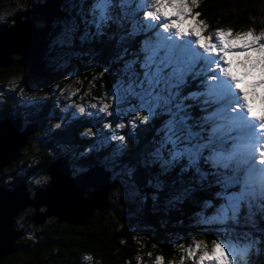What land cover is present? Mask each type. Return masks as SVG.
<instances>
[{
  "label": "trees",
  "instance_id": "16d2710c",
  "mask_svg": "<svg viewBox=\"0 0 264 264\" xmlns=\"http://www.w3.org/2000/svg\"><path fill=\"white\" fill-rule=\"evenodd\" d=\"M35 1L42 0H22V4L10 12L9 20H0V26L10 24L16 13L27 10ZM257 1L200 0L194 11L200 12L199 19L209 24L208 31L218 27L238 29L253 23ZM90 2L60 0L58 8L61 13L51 20L46 33V48L40 57L43 74L30 72L18 62L20 55L17 53L8 56L7 65H0V119H18L21 129L30 125L24 143L16 148L11 161L0 168V185L13 188L22 184L31 195L46 182V167L50 162L61 159L73 175L95 167L105 173L108 180L105 205L102 209H93L81 222L58 220L53 215H46L37 222L32 220L33 208L30 207L21 220L23 225L13 222L21 234L15 239V249L0 257V264H137L138 257L140 263H151L155 261V255L163 256L164 264H167L177 260L179 246L187 245L189 237L199 236L207 242L209 232H222L216 225L205 224L198 218L199 212L217 204L202 206L206 198H215L212 196L216 191L214 184L195 186L181 203L172 204L169 201L178 170L160 177L166 182L164 191L157 192L150 186L149 182H154L160 173L159 165L150 161L151 153L158 145L162 118L150 119L148 124H139L135 130L130 126L117 129L116 135H125L127 139V144L121 146L119 140L111 138L112 129L105 125L112 122L115 128L120 119L125 122L130 119L131 113L126 115V110L132 104L121 103L118 118L100 113L101 106L92 108L89 103L84 105L85 114L78 113L73 105L62 109L59 99L47 91V94L36 95L30 100L16 94L17 89L31 79L37 80L46 90L52 83L57 90L73 81L76 88L72 97L80 94L88 101L111 103L114 84L121 77L119 73L122 74L118 68L120 58L128 56L132 60L140 52L138 43L143 35L122 43L121 30L111 25L104 29L103 35L96 34L95 28L89 27L91 35L85 39V26L80 22L75 37L66 43L61 39L65 22L70 17L78 18L86 13L85 5ZM141 13L143 11L136 14L137 18ZM33 23L35 27L44 25L43 19L39 18ZM18 67L23 68L17 80L19 87L16 90L6 87L1 78L16 73ZM189 84L192 86L185 91L195 88L194 83L189 81ZM186 103L192 105L195 102ZM190 113L199 118L202 112L199 107H192ZM57 124L59 128L55 127ZM87 128H92L96 135H84ZM133 131L134 135L131 134ZM190 178L186 174V181ZM91 191L92 186H88L83 195L88 196ZM153 195L158 199L154 200ZM38 209L43 211L44 207ZM253 220L254 223L247 225L242 221L244 226L236 231L248 233L247 240L256 241L246 257L247 264H264V219L256 215ZM85 256H91L92 260H86Z\"/></svg>",
  "mask_w": 264,
  "mask_h": 264
},
{
  "label": "snow or ice",
  "instance_id": "6c2138e0",
  "mask_svg": "<svg viewBox=\"0 0 264 264\" xmlns=\"http://www.w3.org/2000/svg\"><path fill=\"white\" fill-rule=\"evenodd\" d=\"M199 4L200 0H91L85 5L86 13L65 22L61 39L70 42L80 22L85 26V39L91 35L89 27L103 35L104 29L116 25L122 43L152 32L122 69L111 103H103L98 110L119 118L121 103L132 104L126 110L130 119H120L115 128L112 122L105 125L121 146L127 139L116 135L117 129L130 126L135 130L150 119L162 118L159 144L150 161L159 165L160 173L149 184L162 192L166 182L160 177L178 170L170 204L181 203L195 186L215 184L219 189L216 198L222 203L203 223L216 225L226 237L235 239H213L211 246L200 239L187 247L180 245L184 254L178 264L186 260L192 264H247L256 241L247 240L248 233L236 229L254 223L256 215L264 219V31H208L209 24L194 11ZM140 11L142 19L136 15ZM190 78L199 81V91L185 94ZM192 107H199L203 115L193 116ZM76 111L85 114L86 108L76 105ZM84 135L96 133L87 128ZM186 174L191 177L187 181ZM153 199L158 197L153 195ZM205 204L211 206L209 201ZM242 238L247 242L241 243ZM85 259L91 261L92 257ZM155 264H164V257L157 256Z\"/></svg>",
  "mask_w": 264,
  "mask_h": 264
},
{
  "label": "water",
  "instance_id": "95a60500",
  "mask_svg": "<svg viewBox=\"0 0 264 264\" xmlns=\"http://www.w3.org/2000/svg\"><path fill=\"white\" fill-rule=\"evenodd\" d=\"M59 2H32L27 10L16 13L10 24L0 26V65H7L8 56L17 53L20 55L18 62L24 64L30 72L43 74V60L40 57L46 48V33L51 20L61 13ZM38 18L44 21L42 27L33 25ZM28 126L21 129L18 119H0V168L11 161L16 148L24 143L30 130ZM46 173V183L36 188L32 196H29L22 184L13 188L0 185V257L15 249L14 242L21 230L13 226L14 216L27 205L33 208L32 220L37 222L46 215H53L66 222H81L93 209L104 207L108 180L106 175L102 176L100 168H90L70 176L68 167L61 159H56L46 167ZM88 186H92V192L84 196V189ZM40 205H44L43 211L38 209Z\"/></svg>",
  "mask_w": 264,
  "mask_h": 264
},
{
  "label": "rangeland",
  "instance_id": "374dc122",
  "mask_svg": "<svg viewBox=\"0 0 264 264\" xmlns=\"http://www.w3.org/2000/svg\"><path fill=\"white\" fill-rule=\"evenodd\" d=\"M21 4H22V0H12V2H10V3H9V0H0V20H2V21H3V19L9 20L8 17L11 14L10 12L14 11ZM254 9H255V13H254V15L252 17L253 18L252 19L253 23L252 24H248V25L240 26L238 29H232L234 32L235 31H247L249 29H253V30L256 31L257 34H259L260 32L264 31V0H258L255 3V5H254ZM52 10H54V8H52ZM23 17L24 16H22V18ZM142 18H143V13L140 14L138 19H142ZM37 20L38 19H35L34 21H37ZM221 28L227 29V28H230V27H221ZM215 29L216 28H213V29H210L209 31H214ZM142 35H143V37L139 39V43H138L140 47H141V42L144 39H146L147 36L152 35V32L149 31L147 33H142ZM14 54H16V53H14ZM141 56H142V54H141ZM127 57L125 59L120 58V61H119L120 65L118 66V68L120 70H122L124 68V66L126 65V63L131 60L129 57L128 58ZM22 71H23V68L22 67H18V69L16 70V73L14 72L12 74L3 75V77L1 78V82H3L6 87H10V88H13V89L16 90L19 87V85L17 84V80L19 79V76L21 75ZM119 75L121 76L122 74L119 73ZM189 81L194 83L195 88L192 87V89H190L189 91H185V94H187L188 92L199 91V88H198L199 81L198 80H192L191 78L189 79ZM73 83H75V82L72 81V82L68 83L67 85L61 86L57 90L55 89V86H54L55 83H52V84H50L49 90H46L40 84H38L37 80L34 81L33 79H31V80H29V83H27V85H24L23 87L21 86V88H18L17 90H19V91H17L16 94H21L20 97L22 99L30 100L33 97H36V95H40V94L43 95V94H47V92H48L49 94H52L53 96H56L57 99H59L58 101H59V104L62 105V109L69 108L68 106L73 105L74 109L76 110V105H83L84 106L87 103H89V105H92V104L96 103V105L102 106L103 103H100L101 100H100V102L88 101V100H85V98L82 95H80V94L76 95L75 97H72V93H73V91L76 88V86ZM116 85H117V83L114 84V87ZM191 86L192 85L189 84V86L187 88H190ZM56 91H57V93H56ZM190 102H193V101H190ZM255 110L257 112L259 111L258 102H257V107H256ZM201 115H203V113H201L198 117H200ZM158 144H159V141H158ZM19 158H20V156H19ZM69 174L73 175V174H71V171H69ZM101 174H102V176L103 175L105 176L104 172L101 173ZM84 177H82V178H84ZM98 177H100V176L98 175ZM98 181H101L102 185L104 184L102 182V180L99 179ZM96 187L101 189V186L98 185V184H96ZM214 188L216 189V191L214 193H212V196H215V198L214 199L210 198V200L208 198H206L205 200L202 201V206L206 207V204H205L206 201H209L210 204L213 205V206H214L215 202L217 204L214 207L209 208L205 212H199V215H198V213H196V215H198V218L200 219L201 222L203 221V218L214 216V214L216 212V209L222 203V200L219 199V201H218V198H216V192L219 189L217 188V186L215 184H214ZM203 207L200 208V211H201V209ZM208 207H210V206H208ZM29 209H30V206L27 205L23 209L19 210L16 213V215L14 216V218H15L14 222L17 221L18 224H21L22 223L21 220L24 218V215L27 214ZM21 225H23V223ZM216 228L219 229L218 226H216ZM208 234H209V236L207 238V242H208L209 246H211V241L213 239H217V238L226 239V238H229V237H226L224 235V233H222V232L217 234L215 231H212V232H209ZM221 236H224V238H222ZM195 239H200L201 240V238L199 236L195 237V238L189 237V241H188L187 245L184 244V246L185 247L189 246L191 244V242L193 240H195ZM240 242L241 243H245L247 241H240ZM179 248H180V246H179ZM179 248H178V251L180 250V252L178 253L179 257L177 258V260L175 262L171 261L172 264H178L181 255L184 254L183 251H181L182 249H179ZM146 255H148V254H146ZM156 257H157V255H155V258ZM136 263L137 264H155V261H153L151 263H146V262L140 263V261H138V259H137ZM167 264H170V262L167 263ZM185 264H192V262L186 260Z\"/></svg>",
  "mask_w": 264,
  "mask_h": 264
},
{
  "label": "flooded vegetation",
  "instance_id": "af4514ba",
  "mask_svg": "<svg viewBox=\"0 0 264 264\" xmlns=\"http://www.w3.org/2000/svg\"><path fill=\"white\" fill-rule=\"evenodd\" d=\"M70 171H71V170H70ZM69 175H70V174H69ZM74 175H76V174H74ZM72 176H73V175H72ZM46 181H47V180H46ZM45 183H46V182H45ZM45 183H43V184H45ZM42 186H43V185H42ZM84 190H85V189H84ZM91 192H92V191H91ZM32 195H33V192H32L31 195L29 194V196H32ZM28 206H29V205H28ZM40 206H43V207H44V205H40ZM40 206H39V207H40ZM30 207H31V206H30ZM39 207H38V208H39Z\"/></svg>",
  "mask_w": 264,
  "mask_h": 264
}]
</instances>
